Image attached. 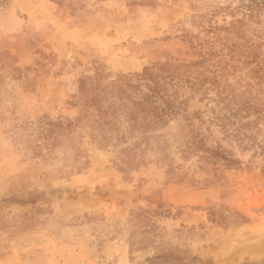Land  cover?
Wrapping results in <instances>:
<instances>
[{
    "label": "rangeland",
    "instance_id": "1",
    "mask_svg": "<svg viewBox=\"0 0 264 264\" xmlns=\"http://www.w3.org/2000/svg\"><path fill=\"white\" fill-rule=\"evenodd\" d=\"M244 1L0 0V264H264V11ZM168 60L189 76L149 144L122 117L34 154L41 123L80 115L81 80Z\"/></svg>",
    "mask_w": 264,
    "mask_h": 264
},
{
    "label": "trees",
    "instance_id": "2",
    "mask_svg": "<svg viewBox=\"0 0 264 264\" xmlns=\"http://www.w3.org/2000/svg\"><path fill=\"white\" fill-rule=\"evenodd\" d=\"M243 7L248 11L244 13L248 17L246 19L258 18L264 11V0H247L246 3L244 1ZM245 23V19H237L225 29L232 33H240ZM222 47L232 51L240 49L239 43L235 45L224 43ZM221 52L224 53V50ZM217 53L213 49H206L201 56L205 61L209 56H215ZM260 61L258 59V62ZM195 63L198 62H192L191 65ZM188 65L190 64L168 60L145 67L143 72L135 77L124 76L104 85L99 84L97 77L81 80V95L78 100L81 106L80 115L74 121L48 120L41 123L34 133L37 135L36 138L30 139L34 154H40L44 147L53 149L59 146L65 131L82 121L86 122L93 136L98 133L107 139L108 136H114L116 133L120 135L118 121L122 117L127 122L128 131L138 135L140 142L145 141L149 144L153 137L151 131L165 126L179 114L182 102H178L177 93L173 89L177 86L178 80L189 76ZM249 108H255V105L249 103ZM19 127L22 130L26 129V125ZM120 138L123 140L125 135L122 134ZM40 140H43V143ZM123 152L129 153L126 155L127 159H123L125 163L134 164L132 149L125 148ZM160 258H165L166 263L174 259V264H187L184 263V259L181 258L179 261L178 257L169 252H164L160 257L151 258L147 264H154L155 260Z\"/></svg>",
    "mask_w": 264,
    "mask_h": 264
}]
</instances>
